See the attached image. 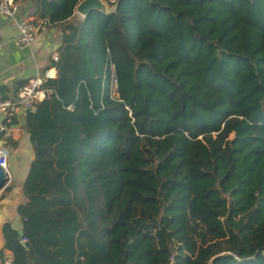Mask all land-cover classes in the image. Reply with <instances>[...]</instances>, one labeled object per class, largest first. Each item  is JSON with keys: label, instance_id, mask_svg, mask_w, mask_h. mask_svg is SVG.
Returning <instances> with one entry per match:
<instances>
[{"label": "trees", "instance_id": "trees-1", "mask_svg": "<svg viewBox=\"0 0 264 264\" xmlns=\"http://www.w3.org/2000/svg\"><path fill=\"white\" fill-rule=\"evenodd\" d=\"M33 1L60 31L14 263L264 264V0Z\"/></svg>", "mask_w": 264, "mask_h": 264}, {"label": "crops", "instance_id": "crops-1", "mask_svg": "<svg viewBox=\"0 0 264 264\" xmlns=\"http://www.w3.org/2000/svg\"><path fill=\"white\" fill-rule=\"evenodd\" d=\"M16 2L19 8L18 17L39 21L33 0H16ZM59 31V27L47 26L36 34L29 47L15 46L13 39L17 34V26L12 19L0 15V38L3 41L0 50V98H14L27 78L45 79L55 76V68L50 64L53 60L52 55L56 52V38ZM20 117L24 118V114L18 115L12 121L9 137L5 138L0 133V146L8 148L9 172V181L0 190V251H8L3 249L4 240L1 232L3 223L9 222L16 230L22 228L16 207L25 201L22 184L33 159L31 142L24 127L25 120L21 125Z\"/></svg>", "mask_w": 264, "mask_h": 264}, {"label": "built area", "instance_id": "built-area-1", "mask_svg": "<svg viewBox=\"0 0 264 264\" xmlns=\"http://www.w3.org/2000/svg\"><path fill=\"white\" fill-rule=\"evenodd\" d=\"M18 4L15 0H0V15L12 19L17 26V34L13 39L15 46L29 47L36 34L47 27V21L39 19L34 22L26 17H18ZM3 47V41L0 38V50ZM52 59H57V52H54ZM44 78H27L19 87L14 98H0V133L5 137L10 136L11 123L18 115L24 114L34 108L36 102L40 101L46 93L49 92L43 86ZM115 81V79H113ZM8 148L0 146V166L9 181V172L7 165ZM6 182V183H7ZM0 264H15L10 251H3Z\"/></svg>", "mask_w": 264, "mask_h": 264}, {"label": "water", "instance_id": "water-1", "mask_svg": "<svg viewBox=\"0 0 264 264\" xmlns=\"http://www.w3.org/2000/svg\"><path fill=\"white\" fill-rule=\"evenodd\" d=\"M112 7H108L107 3L104 0H80L74 8V12L78 14L80 17H84L91 10H98L102 13H109L112 11ZM21 125L24 124V118H19ZM7 182V176L2 167L0 166V190L4 188ZM20 236L23 235L22 229L17 230ZM209 264H211V259L209 260Z\"/></svg>", "mask_w": 264, "mask_h": 264}, {"label": "rangeland", "instance_id": "rangeland-1", "mask_svg": "<svg viewBox=\"0 0 264 264\" xmlns=\"http://www.w3.org/2000/svg\"><path fill=\"white\" fill-rule=\"evenodd\" d=\"M109 7V6H108ZM78 14H76V17H77Z\"/></svg>", "mask_w": 264, "mask_h": 264}]
</instances>
